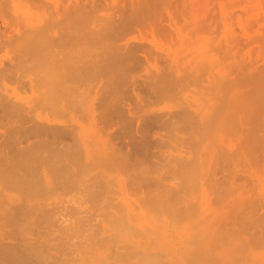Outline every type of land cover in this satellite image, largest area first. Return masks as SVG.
<instances>
[{
  "label": "rangeland",
  "instance_id": "1",
  "mask_svg": "<svg viewBox=\"0 0 264 264\" xmlns=\"http://www.w3.org/2000/svg\"><path fill=\"white\" fill-rule=\"evenodd\" d=\"M69 1L70 0H0V9H2L3 12L2 13L0 10V13H2V15L5 14L3 16L4 18L5 16L19 17V22L22 20L19 26H23L24 22H44L50 19L53 21L57 20V22L65 20L66 22V19H68V12L72 13V16L70 13L69 15L70 17H73V14H81L82 9H84L83 14H85V12L93 11L91 16H94V11H96V15H100V17L104 18L111 11L106 8L107 5H109V8L110 5H112L114 10H117L118 6V11L123 9L121 10L123 11L121 13L124 14L131 12L130 7H132L130 6L132 0H108L111 4H108L107 0H75L76 3L73 0L71 1L72 4L71 2L69 3ZM135 1L136 0H134L133 3ZM78 2L80 6L76 5ZM141 2H143V0H141ZM145 2H148L149 4H145V6L143 2L145 7L142 4L141 7L144 9L143 11H146L147 13L145 12V17L142 16L143 18L140 19V21L142 19L144 20V22L142 20V23L144 24L141 23L142 26L140 25V27H138V25H135L134 27V24L127 27L126 24H122L121 26L124 27L126 25L125 27L127 28L124 27L125 30L123 33L125 32L126 34H122V36L120 35L123 37L121 39L118 36H115L114 33L117 29L116 27L122 21V18L120 20L118 19V16L121 13L116 12L117 14L114 19L110 18L111 20H114L109 24L111 25L110 28L107 24L108 20L107 22H105L104 19L102 21L100 20L101 24L106 23V25H108L107 29L109 28V32H107L108 30L106 31V37L107 35L111 36L107 37L110 39L104 40L103 44L97 43L99 46L101 45L100 47L96 43H92V38L91 42H88L90 40H86V33V35L84 34L85 36L81 35V31L79 33V30L81 29L77 22L75 25H78L76 26L79 29L77 30L79 35L75 33L76 31L71 34L73 36L78 35L76 36L79 38L77 39L78 41H76V38H74V40L73 37L71 39L69 38L72 42L68 41L67 33L66 35H63L65 31L62 29L64 28L60 30L63 23H60L59 26L55 27L61 32V37L57 36L56 33V36L60 38H58L59 44H57L61 45L63 41L65 43L67 41L71 43H69V47L66 43L67 48H64L66 45L64 42V45L62 44L61 47L59 46L60 48L55 45L57 52H59L57 55L58 57L61 56L63 51H67L66 53L63 52L64 54H67V56L70 54V56L73 55L75 57L76 55L81 54L82 51H92L95 54L103 51L105 48V50H113V47L109 48V46H114L116 44L121 45L124 40L131 41L133 38L137 37L138 39L143 37L142 42L144 41L149 47L148 49H145L148 52L143 53L145 55L147 54V58L140 56L143 59L139 60L140 57L138 56V60H136V58V61L130 59L132 61L129 60V63L126 60L124 61L125 63L121 62V65L111 64V60H109L110 56L106 57V55L107 62L102 60L100 63L106 65V71L104 69L106 74L104 72L102 73L101 69L100 72L103 75L99 73L100 75H97V77L96 75L93 76V80L91 81V83L94 84V79H100V76H102L100 80L97 82L95 81L97 85H103V88L99 90L98 95L94 96V92L91 91V97L88 95L86 97L87 100L84 98L86 101V103L84 102V105L81 103L82 105L80 104V106L78 104V107L68 106L65 109L64 114L61 116L60 110L53 111V109H51L53 112L48 111V106L46 105V107L43 103L42 93L46 89V79L43 73L37 72L39 71L37 69H31L29 67L30 62L23 61L24 63H21L22 59L20 61V57L17 56V54L15 55L17 52L15 50V53L11 52L13 48L7 46L1 47L0 63L8 68L12 65L10 69L13 72H8L9 75L7 74L6 77L5 73L10 69L7 70V68H5V72H2V70L0 71L5 75V77L3 75L0 76V96L4 95L8 98L11 97L13 100L12 102L16 105H21L22 102V107L26 106V109L24 107L22 110L20 109V115L24 116L26 114L32 116L36 121L45 118L53 119L55 122H61L63 120V122L65 121L66 123L75 124L78 129L81 128V132L83 133L78 139L76 136V139L78 140V142L76 141V144L78 145V143H80V147H78L79 149L81 148L82 151H79L81 154H77L76 152L77 157H75L77 158V162H73V166L71 165L69 167L74 170V163L75 165L78 163L77 165L79 167L76 165V168L79 173H81L80 171L85 170L82 171V175H79L78 173V178L76 175H71V173H69L71 170L69 169L63 171L64 173L68 172L69 175L75 177L77 182L75 178L73 179L79 186L75 184L74 180H71L68 174L65 175L62 171H60L61 173L59 171L55 172L57 177L46 173L48 179L50 176L51 179H55V181L52 180L54 183H59L60 177L64 176L67 178L68 176L69 178L66 179L67 182L69 179L72 181H69L71 183L68 182L72 188L69 184L68 188H71V190L74 188L76 190L78 187L76 192H74L75 190L71 191L68 188L66 190V185H63V183H60L62 186L58 184L59 189L53 184L56 188L52 187V189L54 188L56 190L51 189V191H53V193H51L48 188L49 186L47 187L46 182H44V175L41 171L42 165L37 169L34 167L36 174L33 172L34 169L32 168L34 162L29 159L27 160L29 157L26 158L23 152H20L21 154L19 153L24 147L31 145L29 142L36 143L39 140V143L42 142L44 144V140H46L47 144V141L50 138L47 139L45 135H39L45 136L46 139H44V137L40 138L37 135L39 138L35 140L37 136H34L35 138L30 136L31 138H27V140L30 138L28 142L24 139L26 143L23 140V144L20 145V143L15 140L13 144L11 140L17 138L16 136L18 134L15 136L16 130L10 128L14 131L12 132L6 127V124L9 126L6 119H4L6 124L2 125V123L4 124L2 120L5 116H3V111L0 108V114L2 115V117L0 115V121H2L0 124V129L2 130H0V132L3 131L4 127L5 131L8 129L6 133L4 132L5 134L3 132L0 134V150L2 149L0 157L8 158L11 153V159H13L16 155L19 156L20 154L21 156L23 154V157L21 156L22 158L16 156V161H18V159H26L27 161L21 160L26 166L20 161L16 162L15 158L14 161L16 163L14 164L12 162L13 160L8 158L10 160V162L8 160L9 164L14 167L11 171L15 173L21 169L24 174H21V171L18 172L20 178H22L23 175L24 179L36 175V177L33 176L34 179L33 177L31 178L35 180V178H40V176H38L40 170V175L42 174L43 177L41 175V180L36 179L35 181H37V183L38 181H43L44 183L42 185H45L44 187L49 189V192L45 193L47 190L45 188L43 189V186L40 184L42 188L38 192L36 198L34 197L35 194H32L34 195L32 197L29 193L27 195V192H25L26 190L23 188L24 186L21 188L17 182L14 183L15 180L19 178L15 177L17 173L13 176L17 179L13 180V185H11V180H8L10 179L8 176L12 175L9 174L10 172L8 173L10 169L8 170L7 167L9 166L3 168V162L0 161V168L1 170L3 169L2 172L0 170V178H4L0 179V248L2 247L0 250H5V254L3 251H0L2 252L0 253V264H39L37 262L40 256H42L41 254L44 256L41 257L43 258V261L41 259L39 260L46 264L51 262L52 264H54V262L55 264H60L62 262V264H264V144L259 146L257 143V145H255L256 147L254 146V148H252V145L249 144L250 142H248V138L246 137V135L250 136L249 134H246V132L255 130L258 125H262L259 123H264V95L256 101H254L255 99L252 100V98H257L255 97L256 95H251L256 87L258 89V86L260 87V90L258 89L259 91L264 90V0H157V2L146 0ZM160 2L161 4H158ZM84 3L86 5L81 8ZM151 3H154V6ZM74 4L77 8L71 6L73 11H69L67 6ZM105 4H107L105 6L107 9L106 11L102 9V6ZM114 4L117 5L113 6ZM78 7L81 9H78ZM94 8L95 10H92ZM79 10L81 13H79ZM132 12H134V10ZM17 14L18 16H16ZM132 14L135 16V13ZM51 15L54 16H52L53 19ZM127 15L126 17H128ZM3 17L1 16L0 18ZM87 17L89 20L90 16ZM94 17L93 19L96 18ZM100 17L97 16V18ZM122 17H125V15ZM116 18L119 21L116 22ZM126 19H128V21H126L130 23L129 19L131 20L133 18L128 17ZM72 21L70 20L69 22L72 24ZM126 21L121 23H125ZM131 23H133V21ZM112 25L115 27L114 32ZM123 27L121 30H123ZM116 34L118 35L117 31ZM79 36L85 37L84 39L86 43L82 42V38ZM90 36L87 37L90 38ZM114 36L118 38L114 39ZM73 42L75 43L73 44ZM112 42L116 43L113 44ZM72 44L75 45V47L73 46L75 52L74 49H69ZM105 44L109 46L106 47ZM147 46L144 48H147ZM143 51L144 49L142 52ZM137 53L138 55H141L139 54L140 51ZM15 58L18 59L15 61ZM144 58L147 61H145ZM9 62L12 64L10 65ZM25 64H27L30 69H28ZM107 64H111L110 67H112V69H114L113 67L120 66L116 67L119 73L116 71L118 73L116 74L114 70L112 72L111 68L109 70ZM20 65H23V67L21 66L22 71L18 69ZM14 66L17 70H13ZM26 68L28 71H26ZM13 73L16 79L11 77L13 76ZM83 73H81V75ZM86 73L88 74L87 78L84 80L79 79L82 81H77V85L81 86V88H84L86 80H91V75L96 74L94 71H90L91 75H89L86 71L84 73L85 77ZM81 75L80 78H84V76L82 75L83 77H81ZM153 77L157 79L160 78L161 82L157 79L156 81ZM30 80L31 87L29 86ZM23 81L24 83L26 82L25 85ZM162 89L163 91H161ZM163 92H165V95ZM135 94H139L140 101H136ZM63 97L65 98L67 95H63ZM8 98H2V100H4L0 101V105H2L4 101L6 102ZM261 98L262 101H260ZM95 101L96 103H94ZM252 102L256 103L253 104ZM7 103L8 104L4 103L7 107H13V103L11 105H9V102ZM90 105L91 108H89ZM0 107H3V105ZM119 107L120 110L122 107L123 112L122 110H119ZM54 108L58 109L59 106ZM128 108H130L131 114H128ZM203 108L206 111H204ZM28 109H31V112H28ZM115 109H117L120 114H118V111L116 112ZM181 109L184 110L182 111ZM180 111L184 114L189 112L186 117L194 114V117L192 116V118L195 119L196 122H193L192 118H189L190 120L184 118L185 115H182L183 113ZM198 111L201 113L199 112L196 115ZM206 112L209 115H213V113L215 114V116L213 115V117H215V119L213 118V123H206V127L203 126V122L202 125H200L201 123H198L197 125V119L201 120V114H203V119L205 118V120L209 117H206ZM95 114L100 117H95L97 118L96 121L98 122V126L95 119L93 121L94 123L91 122V116ZM105 115H108V118H105ZM195 115L197 116V119ZM102 116L105 117L103 118ZM134 116H136V119ZM216 119L217 121H215L214 125V120ZM22 120L23 119H19L16 123L11 122V125L15 124L16 127V125L20 124V126L23 127L25 124V127L31 124V122L23 123ZM131 120L133 121L131 122ZM199 120L198 122L203 121ZM164 122L169 125L165 126L166 124H164ZM246 123L247 125L245 126ZM95 124L96 126H94ZM140 124H142V126ZM254 124H256L255 128ZM143 126H145V128ZM242 126L243 128H241ZM11 127L14 128V126ZM21 127H19V129ZM262 127H264V125H262ZM145 129H147L145 131L146 133L142 132V130L144 131ZM261 129L262 130H258L256 134L264 139V128ZM10 131L15 137H9ZM17 131L16 133H21V131ZM22 133L24 132L22 131ZM22 133L19 135V139L25 136ZM144 133L146 136H143ZM50 136L48 135V137ZM141 136L142 138H140ZM143 137H147V139H144ZM158 137H162L163 140H165L161 141L160 139L162 144L163 142L165 144V146H163L164 144H160L162 145L159 146L161 150H158L157 148L154 149L156 147L155 145L158 146ZM81 139L85 142L86 140L90 141V143L86 142L87 144L89 143L87 148L89 146L88 152L89 150L91 152H89L91 155L90 158L94 157L95 159L98 154L105 153L107 155L106 161L104 163H95L94 161L89 160V163H87V160H85V150L80 142ZM177 139H181L179 146L177 145L179 143V140ZM67 140L71 141V139ZM144 140H151V145L153 144L152 147L154 148L150 147V149L147 150L149 154L147 155L148 157L145 156V153L144 155L141 152V154L144 155L143 160V155L138 154L140 151H136V147L138 145L140 146L139 143L144 142ZM7 141L8 144L10 143L11 145L8 146ZM4 145L6 146L5 148H3ZM13 145L17 148L12 149ZM180 145H182V147ZM103 146L105 147L104 149H102ZM167 146L169 147L166 148ZM249 146H251V148ZM246 147L247 149H244ZM41 149H43V151L45 149V151L43 152ZM47 149H49V146ZM47 149L44 148V146H41L40 152L42 153L40 156L44 155L46 151L48 154ZM178 149L182 150L180 151ZM167 150L170 151L168 152ZM14 151L15 153H13ZM136 154H138L139 157L142 156L141 158L137 157L141 163L137 162V159H134ZM12 155L14 157H12ZM80 155L82 157L81 159H79ZM169 158L172 159L170 160ZM30 161L31 164H29ZM4 162L5 166L7 162ZM19 162L24 166L18 168L19 170L16 171L17 169L15 168L20 167ZM81 162L84 169L81 164L79 165ZM45 166L48 167L47 165H44V167ZM23 167L25 170L27 169L26 171L31 169L30 172L32 175H30V172L28 171L27 174L29 175L26 174L27 176H25L26 171L22 169ZM75 170L72 174H77L78 171ZM4 171L7 172L4 173ZM2 173H4L3 176ZM56 173H59V175ZM60 174H62V176ZM91 174L94 176H91ZM100 174H102V178L99 176ZM4 175L8 177L7 180ZM103 175L107 179L108 184L106 183L105 178H103ZM79 176L82 177L81 180L79 179ZM88 176L95 179H89ZM13 177L11 176V179H13ZM99 177L103 179L105 185H108V190L106 188V190L104 189L105 186L102 185L103 183H97V180L100 179ZM51 179H49L50 185L53 183ZM56 179H58V181ZM60 180H62V178ZM95 180L97 181L95 183L101 185V188L98 185L96 186L95 183L93 185L97 188L89 186L90 183H93L92 181ZM63 181H65V179ZM73 182L74 184H72ZM87 182H90L88 186ZM9 183L10 186H8ZM83 184L86 185V188L83 187ZM75 185L77 187H75ZM102 186L106 192L102 191ZM91 187L94 188L92 189L93 191H89ZM15 188L16 191L14 190ZM98 188L101 190H98ZM154 188L155 190L157 189L156 191L158 192L166 190L167 193L169 192V194H173L172 199L168 198L169 201L166 199L168 203L164 202V204H162V212L159 208L156 210L157 207L152 204L151 206L149 204L151 202L147 200L149 199V196L157 193ZM17 189L19 192L22 191V193L20 192L19 194ZM86 189L88 190L87 193L89 194L90 192L89 195L91 196L86 193ZM63 190H66V192ZM43 191L44 194H42ZM91 191L93 193H91ZM98 191L99 193L102 191L105 195L100 193L98 196L96 193ZM94 193L96 195H94ZM24 194L27 195L26 199ZM20 197H23V199ZM31 202H35L36 205L34 204L33 206ZM31 206L34 208L31 211L32 215L30 214L31 212L29 213L26 209L30 208L28 209L30 211ZM36 206H38L39 209L41 207V209H43V207H50L52 210L49 212H53L51 215L47 214L44 216L47 209H43L41 211L45 210V214L41 215L44 213L42 212L40 214L42 217L39 215L34 217L37 219V222L38 220L39 222H41V220L43 221V219H45L43 222H46L47 220V225L43 222L36 223V220L33 222L31 219L35 215V211L37 214L41 212H39ZM13 207L14 210L12 209ZM19 208H22V210ZM23 208L26 210H23ZM15 210L17 214H15ZM19 210L21 212L25 211L28 214L24 212L25 215L20 212L23 216L22 218L21 214L18 213ZM29 214L31 216L28 218L27 216ZM24 215L27 218H25ZM7 216L10 218L8 219ZM37 216L40 218H37ZM49 216L52 217L49 218ZM6 218L8 220H6ZM20 219H22V221ZM48 219L50 220V223L48 222ZM20 221L22 222V225L18 223ZM26 221L30 222V224L25 223ZM13 223H16L17 226ZM34 223L38 225L41 224V226H48V229L45 226V228H39L41 226L35 225ZM26 224L31 227V229H36V232L31 230L34 232V234H31L32 232H29L30 229L28 226H25ZM18 226L22 229H24L23 227L25 226L28 230L25 231L26 229H19ZM16 228H18L19 231L22 230V232H20L22 233L21 235ZM74 228L75 230L78 228L77 231H75ZM37 229L39 231L41 230V232ZM17 232L19 233L18 236ZM72 232V235L74 236H70ZM33 242L36 245H34ZM25 244H29V247L31 246L30 248L33 251L31 254L28 245ZM47 245L51 246L52 249ZM17 246H19L20 249ZM22 246L23 248H21ZM35 246L37 248L40 246L42 251L40 248L36 249ZM25 248L29 253L24 250ZM21 249L23 255H19ZM35 249L37 254H40V256L38 254L39 257H35L32 254ZM43 249L46 251H43ZM8 251H12V253L9 254ZM26 252L27 256H25ZM44 252L49 253L44 254ZM3 254L6 256V259H4L5 256ZM9 255L14 256L11 258ZM16 256L18 257L17 259H15ZM33 258L37 259L33 260ZM63 258L66 262L62 260ZM14 259L18 261L24 260V262L17 261V263ZM52 259L55 261L53 262ZM3 260L4 263H2Z\"/></svg>",
  "mask_w": 264,
  "mask_h": 264
},
{
  "label": "bare ground",
  "instance_id": "2",
  "mask_svg": "<svg viewBox=\"0 0 264 264\" xmlns=\"http://www.w3.org/2000/svg\"><path fill=\"white\" fill-rule=\"evenodd\" d=\"M71 1H73V0H70L69 1V3L71 2ZM131 1V0H130ZM133 1L134 0H132L131 2L133 3ZM146 1V0H145ZM144 0H143V2H144V5L146 4V5H148L149 3L147 2H145ZM156 2H157V0H155ZM155 1H152L151 0V2H155ZM158 1H160V0H158ZM164 1V0H163ZM74 2H75V0H74ZM103 2V1H102ZM107 2H108V4H111V3H109V1L107 0ZM135 2H136V4H135ZM133 4L131 3V5L130 6H132V7H130V11L132 12L133 10H134V12H132V13H135V16L131 13V12H128L127 14H124V13H121V12H123V11H121V10H123V9H121V10H119L118 11V6H117V10L115 9H113V7H112V5H110V8H109V5H107V4H105L104 6H102V5H100V6H102L103 8L102 9H104L105 11L107 10V9H109V13L103 18V17H100V15H96V11H94V13H95V17L94 16H91V13L93 12H91V11H89V12H85V14H83V11H84V9H82V13L80 12V10H79V13H81V14H73V17H70V15H69V13L70 12H68L67 14H68V19H66V22H65V20H63V21H58L57 22V17H56V19H54V20H56V21H53V20H46V21H39V22H24V24H23V26L21 25V26H19V24H20V22L22 21H20L19 22V20H18V18H15V16L14 17H8V16H5V18L3 17L5 14H3L2 15V9H0L1 10V12L2 13H0V17L2 16L3 18H0V26H2V27H0V49H1V47H3V46H7V47H10V48H13L12 50H11V52H14L15 53V51L17 52V53H15V55L17 54V56H19L20 57V61H21V59H22V61H21V63H24V62H30V65H29V67L31 68V69H37V70H39V71H37V72H40V73H43V75L45 76V79H46V81H45V85H46V89H45V91H43V93H42V95H43V103H44V105L46 106H48V111H52L51 109H53V111H58V110H60V112H61V114H60V116L62 115V114H64V112H65V109L68 107V106H77L78 104L80 105L81 103H83V105H84V102L86 103V101L84 100V98H86L88 95H90L91 94V91H93L94 93H93V95L95 96V95H98V92H99V90H101L102 88H103V85H101V86H99V85H97V81L98 80H100L101 79V77L102 76H100V79H94V84H92L91 83V81L93 80V76H95L96 75V77H97V75H100V74H102L103 72L105 73V71H106V65H102V64H100L101 62H102V60H105L106 62H107V59H106V57H108V56H110V59L109 60H111V64H116V65H121V62H124V61H126L127 60V62L129 63V60L130 59H134L135 60V58H136V60H138L137 58H138V56L140 57V56H143V57H146L147 56V54L145 55V54H143V53H146V52H148L147 50H145V49H148L149 47L144 43V41L142 42V38L141 39H138V37L137 38H133L131 41L130 40H124V42L120 45V44H116V45H111V46H109V48L111 47H113L112 49L113 50H103V51H101V52H98V53H93L92 51H87V52H85V51H82V53L81 54H79V55H76L75 57L72 55V56H70V54H69V56H67V54H64L63 52H67V51H63L62 53H61V56L60 57H58L57 55H58V53L59 52H57V48H55V45H56V47H61L62 46V44H63V42H62V44H61V41H60V44L61 45H58L59 44V42H58V40L60 39L59 37H57V36H60L61 35V32H60V30L62 29V28H64V29H62V30H64L65 31V33L63 34V35H66V33H67V39H68V41H70L69 40V38L71 39L72 37H73V39L74 38H76V41H78L77 39H79L78 37H76V36H78L79 35V33H80V31H81V35L83 36L85 33L87 34V36H90V38L89 37H87L86 36V40L87 39H89L90 41H88V42H91V38H92V43H101V44H103V41L104 40H109L110 38H107V37H111V36H109V35H107V37H106V34H107V32H109V28H110V26L111 25H109V24H111L112 23V21H114V20H111L110 18H112V19H114V17L116 16V12H119V13H121L117 18L120 20L121 18V22H124V21H128V19H126V18H128V17H131V18H133V19H131L132 21H133V23H131L132 21L129 19V21H130V23L129 22H125V23H119L118 24V26L120 27V29H119V27L117 26L116 28V30H115V32H114V29H115V27H113L114 25H112V28H113V32L115 33V36H118L120 39L121 38H123V37H121L122 36V34L124 35V34H126L125 32L123 33V31L125 30V28H127V27H130L132 24H134V27H135V25H138V27H140V25H141V23H142V20L140 21V19L141 18H143V17H145L144 15H146L145 14V12L146 11H143L144 9H142V5H143V2H141V0H136ZM162 2V1H161ZM161 2L160 3H158V4H161ZM76 3V2H75ZM114 3V2H113ZM71 4H72V2H71ZM142 4V5H141ZM152 4V3H151ZM77 6L79 5V2L76 4ZM76 5L74 4V5H68L67 6V9L70 11L71 10V12L73 11L72 10V8H71V6H73V8L74 7H76ZM86 4L84 3L82 6H81V8L82 7H84ZM108 7H107V6ZM115 5H117V4H114L113 6H115ZM143 5V6H144ZM145 5V6H146ZM153 6H154V3L152 4ZM80 6V5H79ZM105 6H106V8H105ZM144 6V7H145ZM158 6V5H157ZM99 7V6H98ZM112 7V8H111ZM77 8V7H76ZM80 7H78V9H81ZM122 8H124V7H122ZM75 10V9H74ZM92 10H95V8L94 9H92ZM97 10V9H96ZM99 10V9H98ZM149 10H151V9H149ZM76 11H78V10H76ZM147 11H148V9H147ZM5 12V11H4ZM51 12V11H50ZM75 12V11H74ZM76 13V12H75ZM144 13V14H143ZM147 13V12H146ZM71 14V16H72V13H70ZM90 14V15H89ZM93 14V13H92ZM123 15H125V17H122ZM126 15L128 16V17H126ZM16 16H18V14L16 15ZM53 15H51V17H52ZM66 16V15H65ZM87 16H90L89 18V20H88V17ZM97 16L98 17H100V18H97ZM143 16V17H142ZM54 17V16H53ZM53 17H52V19H53ZM86 17V18H85ZM91 17H92V19H91ZM93 17L95 18V19H93ZM9 18V19H8ZM22 18V17H21ZM72 18V19H71ZM116 18V19H117ZM105 20V22H107V20H108V22H109V20H110V22L108 23L107 22V24L109 25V28L107 29V27H108V25H106V23H104V24H101L100 23V20L102 21V20ZM115 19V20H116ZM116 20V22L117 21H119V20ZM124 19V20H123ZM72 21V24H71V22H69V21ZM86 20V21H85ZM88 20V21H87ZM134 20H135V22H134ZM138 20V21H137ZM77 22V24L78 25H80V29L81 30H79L78 28H77V26L75 25V23ZM136 22H138V23H136ZM139 22H140V24H139ZM143 22H144V20H143ZM60 23H63V25H62V27L60 28V30L58 31L55 27H57V26H59V24ZM70 24V25H69ZM122 24H126L127 25V27H123V26H121ZM130 24V25H129ZM142 24H144V23H142ZM75 25V26H74ZM117 25V24H116ZM129 25V26H128ZM81 26H82V28H81ZM142 26V25H141ZM122 27H123V30H121L122 29ZM133 28V27H132ZM131 28V29H132ZM144 28V27H143ZM70 29V30H69ZM75 29V30H74ZM134 29V28H133ZM140 29V28H139ZM77 30H79V33H77L78 31ZM82 30H83V32H82ZM108 30V31H107ZM120 30V31H119ZM135 30V29H134ZM58 31V32H57ZM63 31V32H64ZM74 31H76L75 33H77L78 35H76V36H73L71 33H73ZM86 31V32H85ZM89 31V32H88ZM107 31V32H106ZM116 31L118 32V35L116 34ZM122 31V32H121ZM136 31V30H135ZM139 31V30H138ZM60 32V34L58 35V33ZM88 32V33H87ZM111 32H112V30H111ZM112 32V33H113ZM121 34H120V33ZM131 32H132V30H131ZM141 32V31H140ZM13 33V34H12ZM56 33H57V36H56ZM143 33V32H142ZM142 33H140V34H142ZM85 34V35H86ZM90 34V35H89ZM84 35V36H85ZM105 35V36H104ZM121 35V36H120ZM80 37V38H82L81 39V41L82 42H85L86 43V41H85V37ZM114 36V39H117L118 37H115ZM61 37V36H60ZM104 37H106V38H104ZM59 38V39H58ZM101 39H102V41H101ZM114 39L112 38V40L114 41ZM75 40V39H74ZM73 40V41H74ZM146 40V39H145ZM65 41H67V40H65ZM66 42L67 44H68V47H69V43L70 42H72V41H70V42ZM116 41V40H115ZM119 41V40H118ZM121 42V41H120ZM58 43V44H57ZM65 42H64V44H66ZM75 42H73V44H74ZM91 43V44H92ZM113 44L114 43H116V42H112ZM111 43V44H112ZM117 43H119V42H117ZM147 43V42H146ZM63 44V45H64ZM67 44L64 46V48L66 47L67 48ZM71 44V43H70ZM71 45V47L69 48V49H74V47H75V45ZM90 44V43H89ZM97 44V45H98ZM148 44V43H147ZM106 45V44H105ZM74 46V47H73ZM99 46V45H98ZM101 46V45H100ZM99 46V47H100ZM107 45H106V47H108ZM147 46V48H144V47H146ZM59 47V48H60ZM64 48H63V50H64ZM83 49V48H82ZM85 49V48H84ZM144 49V51L142 52V50ZM15 50V51H14ZM60 50V49H59ZM58 50V51H59ZM78 50V49H77ZM69 51V50H68ZM110 52V54H109V52ZM138 51H140V53L139 54H141V55H138ZM70 52H71V50H70ZM74 52H75V49H74ZM13 53V54H14ZM20 54V55H19ZM136 54H137V57H136ZM152 54V53H151ZM64 55H66V56H64ZM107 55V56H106ZM106 56V57H105ZM16 57V56H15ZM18 57V58H19ZM22 57V58H21ZM72 57V58H71ZM18 58H15V61H16V59H18ZM147 58V57H146ZM140 59H143L142 57H140L139 58V60ZM132 60H130V61H132ZM135 60V61H136ZM144 60H145V58H144ZM150 60V59H149ZM14 61V60H13ZM13 61H11V62H13ZM19 61V62H20ZM24 61V62H23ZM134 61V62H135ZM145 61H147V60H145ZM17 62H18V60H17ZM10 63V62H9ZM15 63V62H14ZM20 63V64H21ZM81 63V64H80ZM119 63V64H118ZM125 63V62H124ZM123 63V64H124ZM128 63H126V64H128ZM12 63H10V65H11ZM17 64H19V63H17ZM110 64V65H111ZM0 71L2 70V72L5 70L6 71V69L5 68H7V70L8 69H10L11 68V66H10V68H8L7 66L6 67H4L5 65L3 64H1L0 63ZM16 65V64H15ZM24 65V64H23ZM23 65H20V67L18 68V69H22V67H23ZM110 65L109 64H107V66H109L108 67V69L110 70V68H111V70H112V72H113V70L116 72V71H118L117 70V68L116 67H120V66H116V67H113L114 69H112V67H110ZM113 65V66H114ZM18 66V65H17ZM22 66V67H21ZM25 66H27V64H25ZM125 66V65H124ZM25 68V67H24ZM27 68H28V66H27ZM26 68V69H27ZM30 68H28V69H30ZM115 68H116V70H115ZM156 68V67H155ZM13 69V68H12ZM28 69L26 70V71H28ZM92 72V71H94L96 74H93V75H91V73H90V71ZM96 69H98V70H96ZM101 69H102V71H101ZM104 69H105V71H104ZM107 69V70H108ZM120 69V68H119ZM13 70H17V68H15V66H14V69ZM24 70V69H23ZM4 71V72H5ZM10 71H12L11 69L9 70V71H7L6 73H5V75H6V77H7V74H8V72L10 73ZM22 71V70H21ZM25 71V72H26ZM31 71V70H30ZM33 71V70H32ZM88 72L89 73V75H91L92 76V78H90L91 80H86L85 81V86H84V88H81V86H78L77 85V81H82V80H84L85 78H87V73L85 74L86 75V77L84 76V73L85 72ZM102 73H101V72ZM13 72V71H12ZM11 72V73H12ZM15 72V71H14ZM18 72H20V71H18ZM34 72V71H33ZM37 72H36V74H37ZM84 72V73H83ZM1 73V72H0ZM21 73V72H20ZM81 73H83L82 75L84 76V78H80V75H81ZM98 73V74H97ZM100 73V74H99ZM108 73V72H107ZM118 73H119V71H118ZM117 72H116V74H118ZM23 74V73H22ZM25 74V73H24ZM106 74V73H105ZM115 74V75H116ZM3 74L1 73V75L0 76H2ZM5 75H3L4 77H5ZM9 75V74H8ZM12 75V74H11ZM81 75V77H83ZM103 75V74H102ZM15 75H14V73H13V76H11V77H13L14 79H16V77H14ZM21 76V75H20ZM22 76H24V75H22ZM157 76H158V74H157ZM156 76V77H157ZM10 77V78H11ZM155 77V76H154ZM153 77V78H154ZM159 77V76H158ZM18 78H20V77H18ZM88 78V79H89ZM12 79V78H11ZM79 79H82V80H79ZM155 80L157 79V78H154ZM18 80H20V79H18ZM17 80V81H18ZM157 80H159L160 81V78L159 79H157ZM156 80V81H157ZM96 81V82H95ZM102 82V81H101ZM161 82V81H160ZM18 83V82H17ZM23 83H24V81H23ZM26 83V82H25ZM25 83H24V85H25ZM91 83V84H90ZM154 83V82H153ZM155 83H158V82H155ZM28 84V83H27ZM100 84H102V83H100ZM33 85V84H32ZM155 85V84H154ZM27 86V85H26ZM29 86L31 87V80H30V82H29ZM156 86V85H155ZM165 87V86H164ZM154 88H157V87H154ZM163 88V87H162ZM260 87L258 86V89H259ZM261 88H262V86H261ZM82 89V90H81ZM164 89V88H163ZM163 89L161 90V91H163ZM257 89V87L252 91L253 93L251 94L252 96H253V94H254V96L255 97H257V98H252V100H254V101H256L258 98H260L262 95H264V94H260V93H264V90H262V91H259ZM156 91V90H155ZM160 91V92H161ZM116 92V91H115ZM159 92V91H158ZM165 92H163V94H164ZM1 94V93H0ZM159 94V93H158ZM162 94V93H161ZM166 94H167V92H166ZM257 94H258V96H257ZM260 94V95H259ZM63 95H67V97H63ZM92 95V96H93ZM160 95V94H159ZM158 95V96H159ZM165 95V94H164ZM4 96V95H3ZM2 95L0 96V98H1V100L0 101H3L2 100V98H8V97H6V96H4L3 97ZM8 96V95H7ZM93 96V97H94ZM163 96V95H162ZM90 97H91V95H90ZM135 97H136V101L138 102V101H140V97H139V94L137 95V94H135ZM10 98V99H9ZM7 100H6V102L4 101V103H6V104H8L7 102H9L10 104L9 105H11L13 102V100L11 99V97H9ZM15 99V98H14ZM96 99H97V97H96ZM16 100H17V98H16ZM84 100V101H83ZM86 100H87V98H86ZM88 100H89V97H88ZM20 101V100H19ZM142 101V100H141ZM260 101H262V98H261V100ZM259 101V102H260ZM18 102V101H17ZM2 104L3 105V107H0L1 108V110L3 111V116H5V117H3V122H4V124L2 123V121H0V124L2 123V125H5L6 124V122L7 123H9V126H7V124H6V127L9 129V130H11L10 128H12V129H14V130H18L17 132H19V131H21V133H22V131L24 132V133H22V134H24L23 136V138H21L22 137V135H21V139H19V135L21 134L20 132L19 133H16V131H15V136L18 138V140H17V138H15L14 140H11L12 142H13V144H14V142H15V140H16V142H18V143H20V145L21 144H23L22 143V141L25 139L27 142H28V140L31 138V137H36L37 135L39 136V135H45L46 137H47V139H49L48 141H47V144H46V140H44L45 142H44V144L42 143V145H41V143H39L40 141L38 140V142H36V143H31V142H29V144H31V145H29V146H27V144H26V146L27 147H24L23 149H21L20 151H19V153L21 152H23V154L25 155V157L27 158V157H29V158H27V160L29 159V160H31L32 162H34L32 165H33V167H32V165H31V167L34 169V167H35V169H37L38 167H40L41 165H42V167H41V171L43 172L42 174L44 175V182H46V185H47V187L50 189H48V188H45L44 186L45 185H42L44 182L43 181H38V183H37V181H35L36 179L38 180H41V178L43 177V175H42V177H41V175H40V170H39V172H38V176H40V178H35V180H33L34 179V177L33 176H35L36 177V175H33V176H31V177H27V179H24V175H23V179L22 178H20L19 177V174H18V172H20L21 174L23 173V171L20 169V171H18L19 169L18 168H21L22 166H24L25 164H24V162H22L23 160H26V159H18V161H20V162H22V163H20V167H17V168H15V169H17L16 171H18V172H12L11 170L12 169H14V167H12V165H10L9 164V162H10V160H13L12 162L15 164L16 162H18V161H16V156L19 158H22L23 156V154L20 156V154H19V156L18 155H16L15 157L12 155V157H14L15 158V161H14V158L13 159H11V153L10 152H7V153H10V156L8 157V158H10V160L7 158V157H0V161L1 162H3L2 164H3V168L5 167H7V166H9V167H7L8 168V173L9 174H12V175H10V176H8L10 179H8V177L7 176H5L4 175V177L6 178V180L8 179V180H11V182L10 181H8V182H10V183H12V181L13 180H15V179H17V178H15V177H19L17 180H15V182L14 183H16L17 182V184H19V186H21V188H22V186H24L23 188L26 190L25 192H27L26 194L28 195V193H29V195L32 197V196H34V195H32V194H35V198H36V196H38L37 194H38V192L41 190V185L43 186V189L45 188L47 191H45V193H47V192H49V191H51V189H52V187H54V188H56L57 187V189H59V186H58V184H62L63 183V185H66V190H67V188L70 186V184L69 183H71L72 181L71 180H74L73 178H75V177H72L71 175H76V177H77V175H78V173H79V171H78V169L76 168L78 165V163H76V165H75V163H74V170L75 171H78L77 172V174L75 173V174H72V172L74 171L72 168L70 169V167L69 166H71L72 164H73V162H77L76 161V157H77V155H76V152H77V154H79L80 152V150L82 151V149L80 148L79 149V147H80V143H78V145L76 144V141L78 142V138H80L81 137V134L83 133V132H81V128L80 129H78L77 128V126L75 125V124H72V123H66L65 121L63 122V120L61 121V122H55L53 119H49V118H45V119H41V120H39V121H36V119H34L32 116H29V115H20V113H21V110H22V108L24 107H22V102H21V105L19 104V105H16V104H14L13 103V107L12 106H6L5 104ZM16 103V102H15ZM93 103V102H92ZM92 103H90V104H92ZM94 103H96V101L94 102ZM253 104H255L256 102H252ZM251 103V104H252ZM122 104H123V102H122ZM198 104V103H197ZM2 105H0V106H2ZM27 105V104H26ZM82 105V104H81ZM80 105V106H81ZM85 105H87V104H85ZM209 105H211V104H209ZM21 106V107H20ZM30 106V105H29ZM44 106V107H45ZM46 106V107H47ZM57 106H59V108L57 109V108H54V107H57ZM88 106V105H87ZM118 106H120V105H118ZM127 106V105H126ZM20 107V108H19ZM78 107V106H77ZM130 107V106H129ZM25 109H26V106L24 107ZM32 108V107H31ZM86 108V107H85ZM89 108H91V105H90V107ZM88 108V109H89ZM136 108V107H135ZM4 109V110H3ZM21 109V110H20ZM44 109V108H43ZM117 109H118V107H117ZM117 109H115L116 110V112L118 111ZM126 109V108H125ZM133 109V108H132ZM185 109V108H184ZM183 109V110H184ZM24 110V109H23ZM31 109H28L27 111L28 112H31L30 111ZM85 110V109H84ZM119 110H120V107H119ZM121 110H122V107H121ZM120 110V111H121ZM128 111V114H131V110H130V108H128L127 109ZM182 110V109H181ZM182 110V111H183ZM201 110V109H200ZM203 110L204 111H206L204 108H203ZM202 110V111H203ZM1 111V112H2ZM25 111V110H24ZM52 111V112H53ZM182 111H180V112H182ZM27 112V113H28ZM122 112H123V110H122ZM133 112H135V111H133ZM132 112V113H133ZM184 112H186V111H184ZM200 111H198L197 113H196V115L199 113ZM24 113V112H23ZM58 113V112H57ZM136 113V112H135ZM183 113V112H182ZM181 113V114H182ZM189 113V112H188ZM187 113V114H188ZM190 113H193V112H190ZM201 113V112H200ZM66 114V113H65ZM97 114V113H96ZM92 115L91 116V122H93L94 121V119H95V121L97 120V118H95L97 115ZM100 114V113H99ZM111 114V113H110ZM118 114H120L119 113V111H118ZM122 114V113H121ZM187 114H182V115H185V117L184 118H187V120L190 118H192V116L194 115H188V117H186L187 116ZM205 114H207V112L205 113ZM204 114V115H205ZM255 114V113H254ZM1 115V114H0ZM58 115V114H57ZM90 115V114H89ZM102 115V114H101ZM109 115V114H108ZM108 115L105 117V116H102L103 118L105 117V118H108ZM115 115H117V114H115ZM195 115V116H196ZM202 116L200 117V119L201 120H203V121H201V120H199V119H197V116H196V119H197V125H198V123H201L200 125H202L203 123L205 124H203V126H205L206 127V125L210 122H212L213 121V118L215 119V117H213V115L215 116V114L213 113V115H209V114H207V116L206 117H208L206 120H205V118L203 119V114H201ZM26 116H28V117H26ZM111 116H112V114H111ZM121 116V115H120ZM123 116H124V114H123ZM161 116V115H160ZM189 116H191V117H189ZM199 116H200V114H199ZM1 117H2V115H1ZM7 117V118H6ZM98 117V116H97ZM114 117V116H113ZM118 117V116H117ZM130 117H132V116H130ZM135 117V119H136V116H134ZM159 117V116H158ZM180 117H182V116H180ZM194 117V116H193ZM23 119L22 120V122L23 123H27V122H31V124L30 125H27V126H25L24 127V125H23V127H21L20 126V124H18V125H16V127H15V124H13V125H11V122L12 123H16L17 121H19V119ZM98 118H100V117H98ZM109 118H110V116H109ZM115 118V117H114ZM122 118V117H121ZM218 118V117H217ZM4 119H6L7 121L5 122L4 121ZM18 119V120H17ZM129 119V118H128ZM131 119H133V118H131ZM183 119V118H182ZM189 119V120H190ZM193 119V118H192ZM211 119V120H210ZM10 122H9V121ZM186 120V121H187ZM198 120L199 121H201V122H198ZM71 121V120H70ZM69 121V122H70ZM98 121H99V119H98ZM100 121H101V119H100ZM112 121V120H111ZM133 120H131V122H132ZM164 121V120H163ZM183 121H184V119H183ZM193 122H196L195 121V119H193L192 120ZM206 121V122H205ZM215 121H217V119L216 120H214V125H215ZM97 122V121H96ZM128 122H130V121H128ZM166 122V121H165ZM164 122V124H166ZM168 122V121H167ZM180 122H182V121H180ZM203 122V123H202ZM94 123V122H93ZM207 123V124H206ZM209 123V124H210ZM213 123V122H212ZM259 123V122H258ZM97 124V126H98V122L96 123ZM96 124L94 125V126H96ZM150 124V123H149ZM188 124H189V121H188ZM191 124V123H190ZM194 124H196V123H194ZM260 125L262 124V125H264V123H259ZM21 125H22V123H21ZM141 126H142V124H140ZM167 125H169V124H166L165 126H167ZM244 125V124H243ZM247 125V123L245 124V126ZM262 125L261 126H259L258 125V127H256V129L255 130H250L249 132H246V134H249L250 136H248V135H246V137L248 138V142H250L249 144H251L252 145V148H254V146L255 145H257V143L259 144V146H261L262 144H264V139H262V137L261 136H258L256 133L258 132V130H262L261 128H264V127H262ZM1 126V125H0ZM11 126H14V128L13 127H11ZM93 126V125H92ZM93 126V127H94ZM137 126V125H136ZM255 126H256V124H254V128H255ZM19 127H21L20 129H19ZM144 128H145V126H143ZM149 127V126H148ZM201 127V126H200ZM260 127V128H259ZM3 128V127H2ZM140 128V127H139ZM142 128V127H141ZM241 128H243V126L241 127ZM253 128V129H254ZM257 128H259V129H257ZM5 129V127L3 128V131H1V132H7V130L8 129H6V131L4 130ZM23 129V130H22ZM99 129V128H98ZM148 129V128H147ZM147 129H145L144 131L142 130V132H145ZM0 130H2V129H0ZM139 130V129H138ZM137 130V131H138ZM12 132H14L13 130H11ZM11 131H10V138H12L13 136H14V134H12L11 133ZM94 131V130H93ZM136 131V132H137ZM1 132H0V134H1ZM4 133V134H5ZM146 133V132H145ZM145 133L143 134V136H146L145 135ZM138 134V133H137ZM142 134V133H141ZM162 134V133H161ZM8 135V134H7ZM48 135L50 136V137H48ZM111 135V134H110ZM253 137H252V136ZM3 136V135H2ZM12 136V137H11ZM14 136V137H15ZM31 136V137H30ZM34 137L35 138V140H37V138H43L44 137V139H46V137L45 136H39V137ZM76 136H77V139H76ZM164 136V135H163ZM9 137H8V139H9ZM28 137H30L28 140H27V138ZM250 137H252V138H250ZM3 138V137H2ZM86 138V137H85ZM140 138H142V136L140 137ZM144 139L146 138L147 139V137H143ZM159 138V141L157 142V144H158V146L157 145H155L156 147L154 148V147H152V145H151V140L150 141H145L144 140V142H142V141H139V142H142V143H139L140 144V146L138 145L137 147H136V151H140V153H138V154H141V152L145 155V156H147V155H149L148 154V152H147V150H149L150 149V147H152V148H154V149H160L161 150V148H159V146H162L163 144H164V142H163V144H162V142L161 141H165V140H163V138L161 137H158ZM5 139V138H4ZM67 139H71V141L70 140H67ZM84 139V138H83ZM83 139H81L80 140V142H81V144H82V147L84 148V150H85V160H87L86 162L87 163H89V160L90 161H94L95 163L97 162V163H104L105 161H106V159H107V155L105 154V153H100V154H98V156L94 159V157L93 158H90L91 157V155H90V150H89V152H88V149H89V146H88V148H87V145H89V143H90V141H87L86 140V142H89L88 144L85 142V141H83ZM160 139H161V141H160ZM170 139V138H169ZM250 139V140H249ZM5 140H7V139H5ZM25 140H24V142H25ZM41 140V139H40ZM143 140V139H142ZM177 140H179V139H177ZM20 141V142H19ZM34 141V140H33ZM32 141V142H33ZM41 141H43V140H41ZM69 141V142H68ZM180 141H181V139L179 140V143L177 144L178 146H179V144H180ZM247 141V140H246ZM9 142H10V140H9ZM150 142V143H149ZM156 142V141H155ZM161 142V143H160ZM248 142H246V143H248ZM4 143V142H3ZM2 143V144H3ZM11 143V142H10ZM8 144V141H7V144H8V146L9 145H11V144ZM26 143V142H25ZM256 143V144H255ZM1 144V143H0ZM16 144V143H15ZM156 144V143H155ZM160 144H162V145H160ZM169 144V143H168ZM6 145V144H5ZM4 145V147L3 148H5L6 146ZM17 145V144H16ZM25 145V144H24ZM44 146V148H48V146H49V149H47L48 150V154H47V151H46V153L45 154H47V155H42V156H40L41 155V153L42 152H40L41 150L43 151V149H41L40 150V147L41 146ZM172 145V144H171ZM170 145V146H171ZM240 145V144H239ZM2 146V145H1ZM18 146V145H17ZM79 146V147H78ZM91 146V145H90ZM163 146H165V144L163 145ZM177 146V147H178ZM181 147H182V145H180ZM246 146V145H245ZM247 146H248V144H247ZM11 147V146H10ZM169 146H167L166 148H168ZM250 148H251V146H249ZM256 147V146H255ZM13 148H15V145H13V147H12V149ZM17 148V147H16ZM15 148V149H16ZM43 148V147H42ZM105 147L103 146L102 147V149H104ZM151 148V149H152ZM173 148V147H172ZM8 149V148H7ZM77 149V150H76ZM79 149V150H78ZM176 149V148H175ZM244 149H247V147L246 148H244ZM2 150V149H1ZM0 150V152H2ZM4 150V149H3ZM18 150H19V147H18ZM18 150H17V152H18ZM173 150V149H172ZM178 150H180V149H178ZM182 150V149H181ZM180 150V151H181ZM44 151H45V149H44ZM43 151V152H44ZM138 151V152H139ZM163 151V150H162ZM161 151V152H162ZM165 151V150H164ZM168 151V150H167ZM170 151V150H169ZM168 151V152H169ZM184 151V150H183ZM257 151V150H256ZM40 154H39V153ZM147 152V153H146ZM151 152V151H150ZM158 152V151H157ZM166 152V151H165ZM167 152V153H168ZM179 152V151H178ZM245 152V151H244ZM5 153V152H4ZM13 153H15V151L13 152ZM1 154V153H0ZM81 154V153H80ZM138 154H136L135 156V158L134 159H137V157L138 158H141L142 156L141 155H143V154H141L140 156L141 157H139V155ZM155 154V153H154ZM153 154V155H154ZM94 155V154H93ZM92 155V156H93ZM144 155H143V157H142V159L144 158ZM163 155V154H162ZM161 155V156H162ZM3 156H4V154H3ZM44 156H46V157H44ZM76 156V157H75ZM94 156H96V155H94ZM155 156V155H154ZM176 156V155H175ZM24 157V158H25ZM80 158L79 159H81L82 157H81V155L79 156ZM148 157V156H147ZM163 157H165V156H163ZM181 158V157H180ZM78 159V160H79ZM170 159V158H169ZM172 159V158H171ZM170 159V160H171ZM178 159V158H177ZM184 159V158H183ZM8 160H9V162H8ZM22 160V161H21ZM26 160V161H27ZM138 160V159H137ZM141 160V159H140ZM144 160V159H143ZM188 160V159H187ZM4 161H6L7 162V164H5V166H4ZM25 161V162H26ZM31 161H30V163L29 164H31ZM79 161H81V160H79ZM178 161H179V159H178ZM182 161V160H181ZM181 161H180V163H181ZM0 162V163H1ZM85 162V163H86ZM137 162H140L141 163V161H137ZM12 163V164H13ZM91 163V162H90ZM169 163V162H168ZM9 164V165H8ZM26 164H27V162H26ZM28 164V165H29ZM81 164V166H82V162L81 163H79V165ZM92 164V163H91ZM44 165H47L48 167H44ZM99 165H101V164H99ZM181 165H182V163H181ZM1 166V165H0ZM14 166H17V165H14ZM18 166H19V164H18ZM26 166V165H25ZM73 166V165H72ZM88 166H90V165H88ZM92 166V165H91ZM95 166V165H94ZM79 167V166H78ZM83 167V166H82ZM97 167V166H96ZM27 168V167H26ZM28 168H30V167H28ZM95 168V167H94ZM22 169H24V167L22 168ZM35 169H34V171L33 172H35ZM67 169H69V170H71L69 173H71V175H69V173L67 172V173H64L63 171H65V170H67ZM80 170H82L81 168H79ZM83 169H84V167H83ZM0 170H1V168H0ZM3 170V169H2ZM2 170H1V172H2ZM27 170V169H26ZM25 169H24V171H26ZM31 170V169H30ZM30 170L28 169V171L30 172ZM68 170V171H69ZM85 170V169H84ZM84 170H82V171H84ZM89 170H91V169H89ZM181 170V169H180ZM28 171H26V173H25V176H27V175H29V174H27L28 173ZM56 171H62L65 175H69L70 176V178H71V180L69 179V181H71V182H67V180L66 179H68L69 177L67 176V178L66 177H64V176H62V174H60L62 177H60V179L62 178V180H60L59 179V183L57 182V183H54L53 181H55V179H51V176H53V175H55V172ZM82 171H80L81 173H82ZM1 172H0V175H1ZM5 172H7V171H4V173ZM88 172V171H87ZM179 172V171H178ZM181 172H182V170H181ZM4 173H2V176H3V174ZM7 173V174H8ZM14 173V174H13ZM17 173V175L15 176V177H13L15 174ZM36 173V172H35ZM46 173H48V174H52L51 176H50V178L49 179H51V181L53 182V183H51V185H50V181H49V179H48V177L46 176ZM61 173V172H60ZM74 173V172H73ZM81 173H79V175H82ZM85 173V172H84ZM24 174V173H23ZM27 174V175H26ZM34 174V173H33ZM37 174V173H36ZM57 174V173H56ZM63 174V175H64ZM98 174V173H97ZM30 175H32L31 174V172H30ZM57 175H59V173L57 174ZM84 175H86V174H84ZM93 174H91V176H92ZM11 176L13 177V179H11ZM94 176V175H93ZM96 176V175H95ZM101 178H102V174H100L99 175ZM104 176V175H103ZM33 177V179H31ZM55 177H57L56 175H55ZM55 177H53V178H55ZM63 177H64V179H65V181H63L64 179H63ZM89 177V176H88ZM99 177V178H100ZM141 177V176H140ZM3 178V177H2ZM2 178H0V179H2ZM59 178V177H58ZM78 178V177H77ZM91 177H89V179H90ZM93 178V177H92ZM91 178V179H92ZM99 179V180H95V181H92L93 183H90V185L89 186H93V187H95L93 184L95 183V182H97L98 184H102V185H104L105 187H104V189L106 188L107 190H108V183H107V179L105 178V176L103 177V178H105V181H106V185H105V183L103 182V179ZM175 178V177H174ZM4 179V178H3ZM79 179L81 180L82 179V177L81 176H79ZM78 179V180H79ZM84 179V178H83ZM86 179V178H85ZM93 179H95V178H93ZM165 179V178H164ZM169 179V178H168ZM172 179V178H171ZM43 180V179H42ZM57 181H58V179H56ZM75 180H76V178H75ZM75 180H74V182H75ZM100 180H101V182H100ZM115 180V179H114ZM113 180V181H114ZM142 180V179H141ZM167 180V179H166ZM2 181V180H1ZM4 181V180H3ZM60 181H62V182H60ZM109 181V180H108ZM6 182V181H5ZM65 182H67V183H65ZM74 182L72 183V184H74ZM76 182H77V180H76ZM75 182V184L77 185V183ZM79 182V181H78ZM100 182V183H99ZM110 182V181H109ZM10 183H9V185L8 186H10ZM81 183V182H80ZM88 182H87V186H88V184H89ZM97 183H95V185L97 186L98 184ZM3 184V183H2ZM6 184V183H5ZM41 184V185H40ZM53 184H55V186H53ZM60 184V185H61ZM68 184H69V186H68ZM71 184V185H72ZM92 184V185H91ZM11 185H13V183L11 184ZM75 185V187H77V186H79V185H77L76 186ZM81 185H82V183H81ZM84 185V184H83ZM3 186H4V184H3ZM6 186V185H5ZM15 186V185H14ZM62 186V185H61ZM60 186V187H61ZM74 186V185H73ZM98 186H100V188H101V185H98ZM110 186V185H109ZM16 187V186H15ZM64 187V186H63ZM62 187V188H63ZM71 188H72V186H70ZM84 188H86V185H84L83 186ZM93 187H91V189H89V191L90 190H92V189H94ZM53 188V189H54ZM65 188V187H64ZM71 188H68V189H70L71 190ZM88 188V187H87ZM95 188H97V187H95ZM100 188H98V190L100 189ZM6 189V188H5ZM9 189V188H8ZM18 189L20 190V188L18 187ZM17 189V192L20 194V192L22 193V191H20L19 192V190ZM24 189H23V191H24ZM52 189V190H53ZM61 189V188H60ZM78 189V187L76 188V190ZM79 189H80V187H79ZM83 189V188H82ZM103 189V186H102V191L104 192L105 190ZM110 189V188H109ZM9 190H11V189H9ZM12 190H13V188H12ZM15 191H16V188L14 189ZM22 190V189H21ZM49 190V191H48ZM54 190H56V189H54ZM66 190L64 191V192H66ZM70 190H68V191H70ZM75 189L73 188L71 191H74ZM76 190L74 191V192H76ZM101 190V189H100ZM154 190H155V188H154ZM157 190V189H156ZM155 190V191H156ZM44 191L42 192V194H44ZM62 191V190H61ZM93 191V190H92ZM91 191V193H93ZM102 191H100V193L101 194H103V192ZM88 192V190L86 189V193ZM95 192V191H94ZM106 192V191H105ZM111 192H113V191H111ZM154 192V191H153ZM157 193L156 194H154V195H152V196H149V199H147V200H149L151 203H149V201H148V203L151 205H153V206H155V207H157L156 208V210H158V208L159 209H163V207H162V204H164V202L166 203L167 201H166V199H172V197H173V194H169V192L167 193L166 192V190H163V191H156ZM51 193H53V191H51ZM97 194H98V196H99V191L98 192H96ZM110 193V192H109ZM155 193V192H154ZM179 193V192H178ZM26 194H24L25 196V199H26ZM88 194V193H87ZM86 194V195H87ZM89 194H90V192H89ZM88 194V195H89ZM153 194V193H152ZM21 195H23V194H21ZM39 195L41 196V194L39 193ZM94 195H96L95 193H94ZM103 195H105V194H103ZM169 195V196H168ZM176 195V194H175ZM20 196V195H19ZM29 196V197H30ZM48 196H49V194H48ZM89 196H91V195H89ZM97 196V197H98ZM44 197H46V196H44ZM109 197V196H108ZM171 197V198H170ZM10 198V197H9ZM21 199H23V197H20ZM19 198V199H20ZM28 198V197H27ZM40 198V197H39ZM106 198V197H105ZM176 198V197H175ZM24 199V200H25ZM30 199V198H29ZM169 199H168V201H169ZM174 199V198H173ZM180 200V199H179ZM181 201V200H180ZM110 202V201H109ZM175 202V201H174ZM32 203V202H31ZM30 203V204H31ZM41 203V202H40ZM108 203V202H107ZM168 203V202H167ZM172 203V202H171ZM21 204V203H20ZM34 204H35V202H33L32 203V205L34 206ZM44 204V203H43ZM144 204H145V202H144ZM170 204V203H169ZM176 204V203H175ZM174 204V205H175ZM36 205V204H35ZM45 205V204H44ZM112 205V204H111ZM147 205V204H146ZM151 205V206H152ZM17 206V205H16ZM20 206V205H19ZM33 206H31V210L29 211L28 209H30V208H26L27 209V211L30 213L31 211H32V209H34L33 208ZM108 206V205H107ZM161 206V207H160ZM168 206V205H167ZM170 206V205H169ZM183 206V205H182ZM41 207V206H40ZM116 207V206H115ZM175 207V206H174ZM16 208V207H15ZM36 208L39 210V212L41 211V210H43V209H47L46 210V214H45V210L44 211H41L39 214H37V212L35 211V215L31 218L32 220H33V222H34V220H36V223H38L39 222V220H38V222H37V219H35L34 217H36V215H39V216H41V215H44V216H46L47 214L49 215H51V213H53V212H51V213H49L50 212V207L49 208H44L43 207V209H39L38 208V206H36ZM52 208V207H51ZM166 208V207H165ZM8 209H10V208H8ZM13 210H14V207L12 208ZM16 209H18V208H16ZM20 209V208H19ZM26 209H24L23 208V210H26ZM48 209H49V211H48ZM55 209V208H54ZM161 209V212L163 211ZM20 210H22V208L20 209ZM19 210V212L18 213H20L21 211ZM153 210V209H152ZM52 211V210H51ZM54 211V210H53ZM153 211H155V210H153ZM160 211V210H159ZM15 212H16V210H15ZM25 211H22L21 213L22 214H28L27 212H25ZM42 212H44L43 214H41ZM48 212V213H47ZM20 213V214H21ZM34 213V212H33ZM158 213V212H157ZM12 214H14V213H12ZM15 214H17V212L15 213ZM14 214V215H15ZM22 214H21V216H22ZM25 214V215H26ZM31 215H32V212L30 213ZM28 215L27 217L29 218V216H31V215ZM41 214V215H40ZM131 214V213H130ZM24 215V217L25 218H27L26 216ZM123 215V214H122ZM10 216V215H9ZM17 216V215H16ZM15 216V217H16ZM8 217V216H7ZM42 217V216H41ZM50 217H52V216H49V218ZM93 217V216H92ZM120 217V216H119ZM122 217V216H121ZM131 217V216H130ZM129 217V218H130ZM10 217H8V219H9ZM13 218V217H12ZM22 218H23V216H22ZM37 218H40V217H38L37 216ZM7 218H6V220H8ZM19 219V218H18ZM88 219V218H87ZM115 219V218H114ZM11 220V219H10ZM21 221H22V219H20ZM24 220V219H23ZM29 220V219H28ZM45 219H43V221H44ZM53 220V219H52ZM121 220V219H120ZM14 221V220H13ZM18 221V220H17ZM18 222V223H22V222ZM42 220H41V222H43ZM117 221V220H116ZM12 222V221H11ZM32 222V221H31ZM32 222V223H33ZM41 222H39V223H41ZM46 222H47V220H46ZM46 222H43V223H45L46 224ZM48 222L50 223V220L48 219ZM25 223H28V224H30V222H28V221H26ZM53 223V222H52ZM52 223H51V225H52ZM87 223H88V221H87ZM95 223V222H94ZM13 224H16V223H13ZM35 224V223H34ZM85 224H86V222H85ZM92 224V223H91ZM22 225V224H21ZM35 225H38V224H35ZM40 226H41V224H39ZM38 225V226H39ZM47 225V224H46ZM83 225V224H82ZM95 225V224H94ZM15 226H17V224L15 225ZM26 227L28 226L27 224L25 225ZM23 227L24 229H26L25 231H27L28 229L26 228V227ZM45 226V225H44ZM43 225L41 226V227H39V228H42V227H44ZM99 226V225H98ZM19 227V226H18ZM29 227V226H28ZM46 227V226H45ZM44 227V228H45ZM78 227V226H77ZM82 227H84V226H82ZM34 228V227H33ZM47 229H48V226L46 227ZM85 228V227H84ZM16 229H18V228H16ZM19 229H22V228H20L19 227ZM19 229L17 230V231H19ZM24 229H22V230H24ZM29 232L31 233L32 231H35L36 229H31V227H29ZM73 229V228H72ZM78 229V228H77ZM77 229L75 230V228H74V230L75 231H77ZM87 229V228H86ZM91 229H92V227H91ZM90 229V230H91ZM107 229V228H106ZM22 230L21 231H19V233L20 232H22ZM32 230V231H31ZM38 230V229H37ZM67 230V229H66ZM69 230V229H68ZM39 231V230H38ZM69 231H71V230H69ZM79 231V230H78ZM81 231V230H80ZM83 231V230H82ZM84 231H85V229H84ZM87 231H88V229H87ZM104 231V230H103ZM36 232V231H35ZM39 232H41V230L39 231ZM47 232V231H46ZM18 233V232H17ZM19 233L17 234V236L19 235ZM23 233H25V232H23ZM75 233V232H74ZM16 234V233H15ZM22 233H20V235H21ZM31 234H34V232H32ZM47 234V233H46ZM68 234V233H67ZM73 234V232L70 234V236ZM78 234V233H77ZM77 234H75V235H77ZM99 234V233H98ZM37 235V234H36ZM69 235V234H68ZM79 235H80V233H79ZM83 235V234H82ZM23 236V235H22ZM69 236V237H70ZM72 236H74V235H72ZM94 236V235H93ZM39 237V236H38ZM81 237V236H80ZM21 238H23V237H21ZM27 238H29V237H27ZM31 238V237H30ZM71 238V237H70ZM87 238V237H86ZM89 238V237H88ZM23 239H25V238H23ZM35 239V238H34ZM28 242V241H27ZM33 244H34V242H33ZM33 244L31 243V245L33 246ZM20 245V244H19ZM25 245H28V249H30V254H31V252H33L32 251V249L29 247V244H25ZM25 245H23V246H25ZM34 245H36V244H34ZM23 246L21 247V248H23ZM47 246H49V245H47ZM122 246V245H121ZM17 247H19V246H17ZM36 247V246H35ZM50 247V249H52L51 248V246H49ZM48 247V248H49ZM125 247V246H124ZM2 248V247H1ZM0 248V249H1ZM27 248V247H26ZM26 248L24 249V250H26ZM39 248L41 249V247L39 246ZM39 248H37L36 247V249H39ZM12 249V248H11ZM14 249V248H13ZM16 249V248H15ZM19 249H20V247H19ZM34 249V248H33ZM36 249L34 250V253H32L35 257L36 256H38V254H37V251H36ZM0 251H3V249L2 250H0ZM5 251V250H4ZM3 251V252H4ZM21 252H19V255L21 254V255H23V251H22V249L20 250ZM27 251V250H26ZM35 251H36V255H35ZM38 251H40V250H38ZM41 251H42V249H41ZM43 251H46V250H44L43 249ZM9 252V254H11L12 253V251L10 252V251H8ZM17 252V251H16ZM28 252V251H27ZM27 252H26V255L25 256H27ZM28 252V253H29ZM0 253H2V252H0ZM7 253V252H6ZM40 253H42V252H40ZM45 253H47V252H44V254ZM49 253V252H48ZM47 253V254H48ZM4 254H5V252H4ZM3 254V255H4ZM8 254V253H7ZM15 254V253H14ZM2 255V256H3ZM17 255V254H16ZM42 256H40V254H39V256H40V258L39 259H41L42 261H43V258H41V257H44L43 256V254H41ZM0 256H1V254H0ZM5 256V255H4ZM3 256V257H4ZM11 256V258L14 256H12V255H9V257ZM34 256H31V257H34ZM38 256V257H39ZM23 257V256H22ZM37 257V258H38ZM1 258V257H0ZM18 257L16 256V258L15 259H17ZM37 258H33V260L34 259H37ZM47 258V257H46ZM53 258V257H52ZM4 259H6V256H5V258ZM14 259V261H18V260H15ZM21 259H23V258H21ZM29 259H31V258H29ZM38 259V262L37 263H39V264H44L41 260H39ZM53 260V262L55 261L54 259H52ZM57 260H58V258H57ZM62 260H64V258L62 259ZM61 260V261H62ZM1 261V260H0ZM9 261V260H8ZM7 261V262H8ZM21 261V260H20ZM20 261H18V262H20ZM35 261H37V260H35ZM17 262V263H18ZM21 262H24V260L23 261H21ZM41 262V263H40ZM48 262H49V260H48ZM57 262V261H56ZM64 262H66L65 260H64ZM2 263H4V260L2 261ZM12 263V262H11ZM31 263V262H30ZM59 263H60V260H59ZM63 263V262H62ZM62 263H60V264H62ZM4 264H6V263H4ZM14 264V263H13ZM36 264V263H35ZM46 264V263H45ZM49 264H52V262L51 263H49ZM54 264H55V262H54Z\"/></svg>",
  "mask_w": 264,
  "mask_h": 264
}]
</instances>
